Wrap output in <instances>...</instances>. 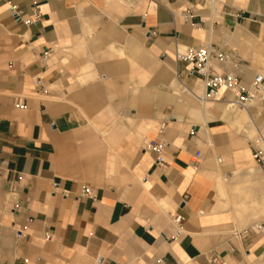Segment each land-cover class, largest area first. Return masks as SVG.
I'll list each match as a JSON object with an SVG mask.
<instances>
[{
    "label": "crops",
    "instance_id": "obj_1",
    "mask_svg": "<svg viewBox=\"0 0 264 264\" xmlns=\"http://www.w3.org/2000/svg\"><path fill=\"white\" fill-rule=\"evenodd\" d=\"M197 45L264 75V0H0V264H264L260 106L198 99Z\"/></svg>",
    "mask_w": 264,
    "mask_h": 264
},
{
    "label": "built area",
    "instance_id": "obj_2",
    "mask_svg": "<svg viewBox=\"0 0 264 264\" xmlns=\"http://www.w3.org/2000/svg\"><path fill=\"white\" fill-rule=\"evenodd\" d=\"M15 11V9H13ZM16 13V12H15ZM17 16V13H16ZM35 17H39V11L36 9ZM184 20L188 22L189 17L185 16ZM178 63L184 64V68L179 77L187 79H196L204 85V96L198 98L200 100L223 102L233 104L240 110H250L253 106L264 107V77L256 72L251 80H247L243 74V67L235 60V56L224 52L217 46L213 45H197L187 47L176 53ZM23 107L20 101L16 105ZM52 127H56L53 123ZM166 125L161 127V133L164 132ZM195 133L192 132V135ZM145 151L156 154V164L162 166L164 164L163 153L166 149L164 142L154 140H146L144 143ZM253 160L264 177V135L258 134V137L251 139ZM202 153L198 151L191 160V165L195 169L201 164ZM55 189L58 184L53 185ZM81 197H93L91 189L86 188ZM187 197L182 199V205L185 204ZM173 222L178 227L184 222L182 215H173ZM254 230L264 234V224L256 225ZM245 231L243 235H247ZM21 233H18L20 236ZM179 233L174 236L173 240H177ZM163 261L159 260L158 264ZM213 264H227L221 261L219 257L212 259ZM24 264H27L25 261Z\"/></svg>",
    "mask_w": 264,
    "mask_h": 264
},
{
    "label": "rangeland",
    "instance_id": "obj_3",
    "mask_svg": "<svg viewBox=\"0 0 264 264\" xmlns=\"http://www.w3.org/2000/svg\"><path fill=\"white\" fill-rule=\"evenodd\" d=\"M254 69H255V72H259V65H254L252 64ZM199 90L197 89V93L200 94L201 91H202V85L200 87ZM236 109V108H235ZM240 110V109H238ZM253 119H254V122L256 123L257 127H258V131L260 133H262L264 135V107L261 106V107H256L255 109H253ZM251 139H255L258 137V134L257 132H255L252 136ZM255 165V164H254ZM259 176H260V181H264V177L262 176V174L259 172ZM264 221V219H257L254 221L253 224H259V223H262ZM252 223H250L249 225H251ZM249 225H246V226H249Z\"/></svg>",
    "mask_w": 264,
    "mask_h": 264
},
{
    "label": "bare ground",
    "instance_id": "obj_4",
    "mask_svg": "<svg viewBox=\"0 0 264 264\" xmlns=\"http://www.w3.org/2000/svg\"><path fill=\"white\" fill-rule=\"evenodd\" d=\"M261 74V73H260ZM262 76L264 77V75L262 74ZM183 95V94H182ZM204 96V95H203ZM202 101H206V100H202ZM232 106V105H231ZM234 107V106H233ZM241 113H243L244 115H242L243 117H246L245 115V113L244 112H242V111H240ZM248 117V116H247ZM246 119V118H245ZM250 121V120H249Z\"/></svg>",
    "mask_w": 264,
    "mask_h": 264
}]
</instances>
